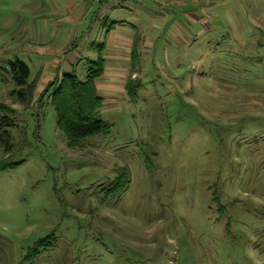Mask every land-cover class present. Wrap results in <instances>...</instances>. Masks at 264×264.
Returning <instances> with one entry per match:
<instances>
[{
    "label": "rangeland",
    "instance_id": "obj_1",
    "mask_svg": "<svg viewBox=\"0 0 264 264\" xmlns=\"http://www.w3.org/2000/svg\"><path fill=\"white\" fill-rule=\"evenodd\" d=\"M181 1L160 6L188 42L172 30L154 48L104 52L52 48L32 18L39 0H0V118L12 122L1 130L0 264H264V0H187L188 22L170 7ZM103 53L119 68L99 89L110 129L69 146L51 93H39L53 65L83 82ZM16 60L35 84L25 105L12 95Z\"/></svg>",
    "mask_w": 264,
    "mask_h": 264
},
{
    "label": "crops",
    "instance_id": "obj_2",
    "mask_svg": "<svg viewBox=\"0 0 264 264\" xmlns=\"http://www.w3.org/2000/svg\"><path fill=\"white\" fill-rule=\"evenodd\" d=\"M39 1L40 4L32 10V18H38L44 35L49 33L51 36L50 40L53 39L52 48H104V52L107 48H154L157 41H161L162 38L167 36L172 38V30L176 31L175 37L182 44L194 36L193 33H189L184 24L174 22L172 16L174 10L162 8L160 6L162 0H100L95 5H91L88 0ZM136 1H141L145 5L150 2L152 5L136 10ZM170 7L179 10L181 17H185L184 22L192 20L187 12V0L171 4ZM119 13L124 14H121V17H115ZM125 14L128 15V19H125L127 18L124 16ZM99 27L101 29L108 28L104 40L101 43L90 41L94 31ZM100 30L95 32V38L96 33L100 34ZM101 56L104 59V72L95 83L98 95L102 82L107 79L112 81L119 74L118 64H115L111 69L107 68L105 62L108 57L104 53ZM72 64V59L67 61L64 58L62 70H72ZM50 70L53 72L52 80L56 77L60 79L63 75L60 74L59 62L53 65ZM108 74L111 76H107ZM51 81H48L45 86L43 84V90Z\"/></svg>",
    "mask_w": 264,
    "mask_h": 264
},
{
    "label": "trees",
    "instance_id": "obj_3",
    "mask_svg": "<svg viewBox=\"0 0 264 264\" xmlns=\"http://www.w3.org/2000/svg\"><path fill=\"white\" fill-rule=\"evenodd\" d=\"M86 77L83 82L79 81L74 73L63 74L60 79L54 78L47 84L45 89L39 94L40 102L43 98L51 93L50 104L52 105L57 127L63 132L68 145H74L89 137L107 134L110 125L103 122L99 118V108L102 103L101 96L98 95L95 83L104 72V59L101 54L95 60L88 61ZM7 69L11 73V80L15 85L12 91L17 100L25 105L30 102L35 84L28 83L29 70L21 61L16 60L11 63ZM130 82L126 85L128 94H132ZM2 109L9 111L8 108L0 106ZM12 126L9 118H0V144L4 143L2 139L3 127ZM5 153H9L10 148L4 147ZM19 162L5 163L1 165V169L13 167ZM52 236H48L43 240L36 242L32 248L28 250L24 261H30L40 252L41 246L50 243Z\"/></svg>",
    "mask_w": 264,
    "mask_h": 264
},
{
    "label": "built area",
    "instance_id": "obj_4",
    "mask_svg": "<svg viewBox=\"0 0 264 264\" xmlns=\"http://www.w3.org/2000/svg\"><path fill=\"white\" fill-rule=\"evenodd\" d=\"M88 1L91 3H99L100 2V0H88Z\"/></svg>",
    "mask_w": 264,
    "mask_h": 264
}]
</instances>
